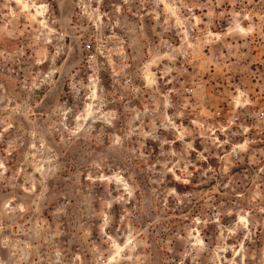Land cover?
I'll list each match as a JSON object with an SVG mask.
<instances>
[{"label": "rangeland", "instance_id": "1", "mask_svg": "<svg viewBox=\"0 0 264 264\" xmlns=\"http://www.w3.org/2000/svg\"><path fill=\"white\" fill-rule=\"evenodd\" d=\"M260 113L264 0H0V264H264Z\"/></svg>", "mask_w": 264, "mask_h": 264}, {"label": "built area", "instance_id": "2", "mask_svg": "<svg viewBox=\"0 0 264 264\" xmlns=\"http://www.w3.org/2000/svg\"><path fill=\"white\" fill-rule=\"evenodd\" d=\"M191 91H192V89H188V92H191ZM258 118L259 119H263L264 118V113L258 114Z\"/></svg>", "mask_w": 264, "mask_h": 264}]
</instances>
